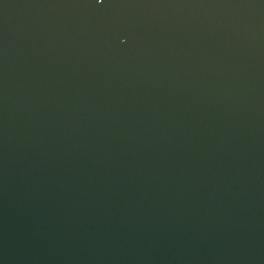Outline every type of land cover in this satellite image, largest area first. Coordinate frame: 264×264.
<instances>
[{"label": "water", "instance_id": "obj_1", "mask_svg": "<svg viewBox=\"0 0 264 264\" xmlns=\"http://www.w3.org/2000/svg\"><path fill=\"white\" fill-rule=\"evenodd\" d=\"M0 264H264V0H0Z\"/></svg>", "mask_w": 264, "mask_h": 264}]
</instances>
